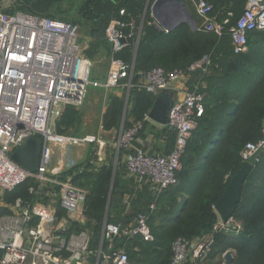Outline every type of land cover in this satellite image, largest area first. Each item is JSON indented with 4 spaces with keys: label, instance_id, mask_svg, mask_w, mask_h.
I'll list each match as a JSON object with an SVG mask.
<instances>
[{
    "label": "built area",
    "instance_id": "1",
    "mask_svg": "<svg viewBox=\"0 0 264 264\" xmlns=\"http://www.w3.org/2000/svg\"><path fill=\"white\" fill-rule=\"evenodd\" d=\"M187 1L201 20L197 29L219 36L227 30L236 51L247 49L251 32L264 30V0H246L243 12L233 24L229 16L220 18L219 13H213L214 5L210 0ZM1 7L0 3V264H136L126 245H116L115 239L141 236L144 240H153L149 220L155 203L152 202L148 210L137 212L127 224L106 219L100 244L93 249L85 211L90 191L62 179V172L56 171L54 164L58 150L67 152L73 146L93 142L96 138L58 133L51 121L60 114L62 106L82 104L90 86L110 89L123 85L124 79L129 78L128 85L125 84L129 94L134 87L156 94L193 71L202 75L208 73L210 55L194 62L187 71L156 66L137 72L134 62L128 64L116 54L129 46L137 48L141 31L137 33L133 19L124 21L116 17L106 29L112 51L107 78L94 80L91 78L93 61L83 53L77 23L20 10L11 12ZM124 13L121 10L120 15ZM153 22L161 31L171 30L155 17ZM126 27L129 33L125 32ZM200 84L198 81L193 88H187L184 98L176 100L170 110L166 126L175 133V142L167 153H148L135 144L143 121L123 127L114 142L118 151H124L128 172L138 183L149 184L156 199L178 182L177 172L182 167L187 143L197 125L196 119L204 111V95L198 92ZM30 137L43 139L39 169L34 172L11 157ZM259 149L264 151V120L262 137L246 143L241 151L243 160H249ZM59 164L61 171L66 172L73 169L77 161L59 159ZM28 181L32 182L29 191L33 199L18 197L10 204L6 202L9 193ZM58 206L72 221L80 223L78 232H70ZM241 228L242 224L231 216L227 222L219 218L206 234L192 239L177 237L172 244L169 264H197L211 254L218 233H239ZM105 241L107 248L104 249Z\"/></svg>",
    "mask_w": 264,
    "mask_h": 264
},
{
    "label": "trees",
    "instance_id": "2",
    "mask_svg": "<svg viewBox=\"0 0 264 264\" xmlns=\"http://www.w3.org/2000/svg\"><path fill=\"white\" fill-rule=\"evenodd\" d=\"M63 1L32 0L31 12L56 18L57 13L63 12ZM106 1V6H103L104 0H89L85 6V16L94 21L102 18V14L106 12V26L93 31L94 38L97 39L106 37V29L113 18L119 17L125 21L126 17H129V13L120 15L119 11L124 6L128 10L131 9L135 15L139 13L136 12L139 0H121L120 3V0ZM184 1L189 5L187 0ZM210 1L214 5L213 13H219L220 18L229 16L230 24L236 21L246 4V0ZM229 12L232 15H228ZM137 18L140 21L138 16ZM142 21L145 22V19ZM144 28L136 49L129 46L116 54L128 64L135 58L137 72L156 66L167 70L187 71L194 62L205 55L211 57L208 73L202 75L199 71H193L191 74V88L196 82H201L198 92L204 95V111L198 117L197 125L187 143L182 167L177 172L178 182L166 188L160 198L156 199L155 195H150L147 206L143 208L140 205L142 201L138 200L134 204L132 215L128 216L131 219L137 212L148 210L154 202L156 208L149 220L153 240L147 241L141 236H123L115 239L116 245H126L130 258L136 264H169L173 254L172 244L177 237L192 239L208 233L213 228L220 218L215 204L231 177L245 162L241 156L242 149L246 143L262 137L264 30L251 32L247 49L236 51L227 30L219 36L213 32L193 29L187 22L179 23L168 32L161 31L152 24H145ZM124 30L127 33L130 31L129 27ZM154 99V93L132 88L129 95L130 105L127 108L128 121L132 115L136 121H143L144 128L145 116L149 113ZM124 107L123 98L111 97L103 116L105 128L119 125ZM76 118V109L67 106L64 113L56 119L59 121L57 130L61 132V125L73 123ZM127 119L125 128L129 127ZM143 128L139 131L138 138ZM163 129L162 135L174 145L175 133L167 126ZM136 142L137 140V145ZM123 153L121 150L120 157ZM119 176L118 166L111 197L112 169L104 168L97 174L84 172L76 178H84V185L90 189L85 211L86 215L95 219L90 224L86 222L87 227L93 224L90 226L93 228L90 230L93 249L98 246L109 198L108 221L119 222L114 221L112 217L113 211L123 207L125 191L121 189ZM31 185L30 181L18 185L8 194L9 201L18 197L33 199L29 191ZM233 217L242 224L240 232L218 233L213 249L218 247L222 253L233 250L232 264H264V152L244 182L241 199Z\"/></svg>",
    "mask_w": 264,
    "mask_h": 264
},
{
    "label": "crops",
    "instance_id": "3",
    "mask_svg": "<svg viewBox=\"0 0 264 264\" xmlns=\"http://www.w3.org/2000/svg\"><path fill=\"white\" fill-rule=\"evenodd\" d=\"M197 23L199 24V22ZM134 48L136 49V47ZM191 77L192 76L189 75L188 77L177 81L176 83H174L172 87H170V89L173 90L175 93L176 100H182L184 98L185 92L187 90L186 87H187V84L190 82ZM128 82L129 80L126 83L127 85H128ZM127 85L123 84L120 87H112L111 89L103 88L106 92L115 90L117 94H111L108 96V98H106V107L101 115V120L98 121L97 130L93 133L75 135L76 137L94 136L96 140L93 142H89V141L82 142L80 145L73 146L67 152H65L64 150L62 151L58 150V152H56V155H55L56 162L54 164L55 165L54 169L56 171L62 172L60 175L62 179H64L65 181H69L71 184L75 186L87 188L89 191L90 189L84 185L85 179L81 178L78 180L76 179L77 176H79L81 173H84V172H90V173L97 174L100 170L104 168H108V169L110 168V170L112 169L110 197H111V192L113 189L114 181L116 179L117 168L119 166L120 168L119 180L121 184V189L124 190L125 193H124V200L122 204L123 207L120 208L118 211H113L112 217L114 221H119L122 224H127L130 222L131 219L128 216H130V214L133 212L134 204H136L138 200L142 201L140 205L142 206L141 208H143L145 205L147 206L150 195L154 196V193L149 184L138 183L136 177L128 172L127 167H126V162H125V155L123 153L120 157L121 151H118V148L114 144V142L118 140L119 135L121 134V131L125 124V121H124L125 108L127 106V101H129V95H130L128 93ZM112 96H118V97L123 98L125 101V107H124L122 121H120L119 125L107 129L103 125V116L108 108V102L110 101ZM64 111L65 109H62L60 114L57 115L53 121H51L52 128L61 134H66V133L59 132L57 130L59 121H56V119L60 117L64 113ZM145 120L146 121L144 122V128L142 132L140 133L139 138L137 139V142H136L137 145L143 148L148 153H156V152L167 153L173 147L172 146L173 142L172 144H170L168 141V138L162 135V130H164L163 129L164 126L149 119V117L145 118ZM134 122H136V119L134 116L131 115L129 117V121H127V125L131 126ZM70 124L71 123L67 125H61L62 131L66 127H68ZM67 135H71V134H67ZM174 142H175V139H174ZM59 152H61V154ZM59 159H61L64 162L65 160L77 161V165L70 171L64 172V171H61ZM76 167H78V170L75 172V174H72L73 171H75L74 169ZM8 201H9V198L7 197L6 202ZM10 203L11 201H9V204ZM109 207H110V198H109L107 209H106V211L110 212ZM58 210L61 212L60 216H62L61 218L62 221L65 224H68L70 226V232H78L80 229L79 228L80 223L72 221L71 217H69V215L64 210H61L59 206H58ZM106 219H108V217ZM99 244H100V239L98 242V246ZM218 255H219L218 252H216V254H213V255L210 254L207 259L198 261L197 264H206L208 260L214 261V259Z\"/></svg>",
    "mask_w": 264,
    "mask_h": 264
},
{
    "label": "rangeland",
    "instance_id": "4",
    "mask_svg": "<svg viewBox=\"0 0 264 264\" xmlns=\"http://www.w3.org/2000/svg\"><path fill=\"white\" fill-rule=\"evenodd\" d=\"M88 1L89 0H64L62 3L63 12L57 13L56 18H61L65 20L67 19L68 21H72V22L75 21L74 23H77L79 25L80 41L82 44L83 53L93 60L91 78L94 80H103L104 78H106L110 67V61L112 57V51L110 52L111 44L106 37L101 39L94 38L93 31L96 28L103 29L106 26L105 25L106 12L102 14V18L99 17L95 21L93 19L86 17L85 6ZM105 2L107 1L104 0L103 6L106 4ZM120 2L121 0L119 1V3ZM152 2L153 0H139L138 5H136L137 6L136 12L137 13L139 12L137 15H135L132 12L130 7H129L130 10H128V8L125 6L121 8L119 12L123 10L125 12L124 14L129 13V17H126L125 21H131L133 19L135 21L137 33H139V31H141L142 33L145 29L144 28L145 24L154 25L153 22L154 15L152 14V9H151ZM0 3L2 5L1 8L7 11L15 12L20 10V11L32 13L30 7V5L32 4V0H0ZM188 7L191 13L192 14L194 13L193 16L195 15L194 17H196L195 19H197V22L200 23L201 22L200 18L198 17L193 7L190 5H188ZM137 16L139 17L140 21L138 20ZM143 18L145 19V22L142 21ZM124 80L125 81H123V84H126L129 78ZM121 85L122 84L116 87H120ZM189 86H191L190 83L187 84L186 88H189ZM111 94H117V93L115 90L106 92L102 87L90 86L88 88L87 95L83 103L78 106H71L77 111V118L75 122L71 123L61 132L66 134H71L74 136L95 132L98 128V121L101 120V115L106 107V98H108V96ZM129 105H130L129 101H127V108L129 107ZM67 106L65 107L62 106V109H66ZM127 114L128 113L126 112L124 121L127 119ZM53 120L54 118L52 119V121ZM74 170L75 171H73L72 174H75V172L78 170V167H76ZM161 194L159 195V198L161 197ZM106 214L107 211L104 216V221L106 220ZM108 215H109V211H108ZM94 220L95 219L90 218L87 215V224L94 222ZM92 225L88 226L90 230L93 229L90 227ZM232 233L233 232L230 231L227 234H232ZM219 250L220 249L218 247L212 249V255L216 254V252H218L219 255L214 259V261L208 260L206 264H224L226 252L222 253L221 251L219 252ZM229 251L233 252V250H229Z\"/></svg>",
    "mask_w": 264,
    "mask_h": 264
},
{
    "label": "water",
    "instance_id": "5",
    "mask_svg": "<svg viewBox=\"0 0 264 264\" xmlns=\"http://www.w3.org/2000/svg\"><path fill=\"white\" fill-rule=\"evenodd\" d=\"M152 14L162 26L171 29L181 22L189 23L193 29H197V22L184 0H154L152 3ZM135 63V58H134ZM136 77L139 75L136 74ZM176 101L175 93L170 88L159 90L155 94L152 107L149 110V119L166 126L169 123L170 110ZM127 112L125 108L124 118ZM43 148L41 137H30L27 141L17 147L11 154L12 159L30 171H37L40 164V155ZM263 150H257L249 160L231 177L225 191L215 204V209L223 222L233 216L238 202L241 199V191L250 171L258 164ZM108 217V211L106 218ZM234 254L231 251L225 253L224 264H232Z\"/></svg>",
    "mask_w": 264,
    "mask_h": 264
}]
</instances>
